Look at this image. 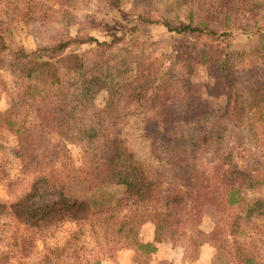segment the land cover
<instances>
[{
    "label": "rangeland",
    "instance_id": "374dc122",
    "mask_svg": "<svg viewBox=\"0 0 264 264\" xmlns=\"http://www.w3.org/2000/svg\"><path fill=\"white\" fill-rule=\"evenodd\" d=\"M115 1L118 6L113 0H36V4L30 5L28 15H23L19 11L21 0H0V20L11 34L8 36L10 50L0 56V264H90L88 258L92 264L95 257L99 258V264H243L241 257L246 255V248H253L251 250L256 253L255 264H264V183L256 181H237L236 188L244 203L238 210L241 217L228 223L230 227L205 219L199 227L196 249L173 244L165 234H158L156 239L154 223L146 221L140 225L138 235L143 242H154L155 249L150 253L129 246L110 255L105 252L107 238L101 231L97 235L90 228L82 241L73 240L71 248H75V253L66 248L60 252L65 238L76 228L75 224L64 219L47 222L38 219L32 223L29 209L44 207L61 196L100 199L105 195L112 199L111 206L121 215L129 214L130 207L144 208L145 205L139 202V197L128 200L124 191L117 187L96 185L107 173L104 156L111 142L109 137H81L68 130L67 124L75 119L78 121L76 128L84 126L86 133L91 126L99 128L103 116H95L94 111L102 110L107 93L100 91L82 118L77 112L72 116L64 115L62 123L46 122L44 105L33 95V88L41 87L40 76L23 78L21 67L24 64L14 60L15 49L35 50L39 46L57 45L63 39L87 35L99 41H109L116 36L122 38L118 45L104 52H99L95 43H71L65 47L62 56L77 53L82 65L78 68L77 61L61 60L59 77L63 89L75 86L78 80L101 74L109 60L118 54L133 57L135 67L125 73V78L131 80L139 73V85L149 87L155 76L168 71L174 61L179 62V66L169 71V77L180 84L185 77L201 84L220 82L208 77L199 67L192 74H185V58L203 49L205 35L190 37L166 26L142 24L139 14L156 15L179 27L190 19L195 23L208 12L215 17V27L227 26L232 30L234 39L227 42L236 76L232 105L238 101L240 106L236 113L224 119V136L217 143L223 156H228L226 162L231 161L239 167L251 169L258 162L256 160H264V97L260 102L255 101L256 94H264V0ZM43 56L47 58L48 54ZM14 100L22 104L20 108L17 105V116L28 115L27 136L38 156H34V151L25 153L24 157L17 153L19 140L7 124ZM211 101L213 109L225 111L227 100L224 96ZM31 111L35 112V117ZM140 112L137 106L123 110L118 122L120 135L116 138L134 153L137 162H144L153 179H160V188L165 189L174 185L175 180L170 177L165 163L149 154L141 137ZM192 127L193 124L189 131ZM213 145L207 157L212 156ZM213 160L223 161V158L213 157ZM261 166L264 170V165ZM32 192L34 195L30 196ZM97 217V214L92 215L93 220ZM214 229L220 232L211 234ZM100 249L102 251L97 252Z\"/></svg>",
    "mask_w": 264,
    "mask_h": 264
},
{
    "label": "trees",
    "instance_id": "16d2710c",
    "mask_svg": "<svg viewBox=\"0 0 264 264\" xmlns=\"http://www.w3.org/2000/svg\"><path fill=\"white\" fill-rule=\"evenodd\" d=\"M35 1L21 0V14L28 15L31 11L30 5L36 4ZM113 2L117 5L115 0ZM138 20L142 24L166 26L169 30L190 37L205 35L206 44L203 49L194 54L190 53L185 58V74H192L199 67L208 77L220 82L201 84L185 77L180 84L173 77H169V71L179 66V62L174 61L168 71H161L155 76L149 87L139 85V73L131 80L125 78V73L135 67L132 65L133 57L125 58L118 54L114 58L110 57L112 59L101 74L88 80H78L75 86L63 89L59 77L62 72L61 60L77 61L78 68L82 65V58L77 53L62 56L65 47L71 43H95L99 52L110 51L122 41V38L117 36L109 41H99L87 35L63 39L58 41L57 45L39 46L35 50L18 47L12 53L14 60L23 61V78L29 80L40 76L41 87L33 88V95L39 97L44 105L43 118L46 122L62 123L64 115L72 116L77 112L82 118V114L85 115L89 110L96 95L100 91L107 93L102 110L94 111L95 116H103L100 124L96 122L100 125L99 128L91 126L87 129V133L90 131L87 134L84 126L76 128L78 121L75 119L67 124L68 130L76 135L81 134V137H109L111 142L104 156L107 173L99 178L96 185L100 186L99 188L104 184L112 188L117 187L124 191L128 200L139 197V202L145 205L144 208L137 205L130 207L129 214L121 215L116 207L111 206L112 199L106 198L105 195L100 199L93 196H61L44 207L29 209L32 223L38 219L45 222L64 219L75 224L76 228L65 238L60 252L66 248L75 253V248H71L73 240L76 238V241H82L86 230L90 228L97 235L101 231L108 243L112 241L111 244H106L105 250L110 255L122 247L129 246L150 253L155 249L154 242H143L138 235L140 225L146 221L154 223L156 239L158 234H165L173 244L181 243L196 249L199 227L205 219L218 226L221 225L219 223H225L230 227L232 225L229 224L234 219L241 217L238 210L244 203L236 188L238 180L264 183V170L261 166L264 165V160H256L258 162H255L251 169L239 167L231 161L226 162L228 156H223L221 146L217 143L224 136V119L236 113L240 106L238 101H235V106L232 105L235 100L236 76L227 51V42L234 39L232 30L227 26L215 27V17L208 12L195 23L190 19L179 27L151 14H139ZM3 24L0 20V56L10 50L8 36L11 34H8V26L3 27ZM43 54H48L47 58ZM222 96L226 98L227 103L224 105L225 111L221 112V108L213 109L211 99ZM263 97L264 94H256L255 101L260 102ZM20 104V101L16 103L14 100L10 107L8 127L19 140L18 154L24 157L25 153L34 151V156H38L31 138L27 136L28 115L25 114L23 118L17 116L19 109L16 108ZM130 106L141 109L142 140L149 154L165 163L170 177L175 180L174 185L170 184L161 189L162 181L154 180L144 162H137L134 153L117 140L116 136L120 135L118 122L121 114ZM30 114L35 117V112L31 111ZM191 124L193 127L189 131ZM212 145L215 146L212 156L207 157ZM213 157L223 158V161H215ZM253 170L257 172L256 175ZM259 176L261 179L257 178ZM29 195L33 196L34 193ZM96 214L97 220H93L92 215ZM214 232L219 233L220 229H214L211 234ZM251 249L253 248L244 249L246 255L241 257L243 264H255L256 253ZM88 262L91 264L89 258ZM99 263V258L95 257L92 264Z\"/></svg>",
    "mask_w": 264,
    "mask_h": 264
}]
</instances>
